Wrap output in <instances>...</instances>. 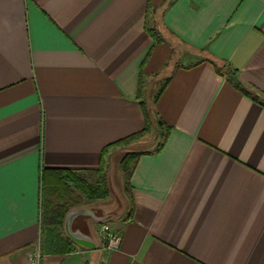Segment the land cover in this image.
I'll return each mask as SVG.
<instances>
[{"label": "crops", "instance_id": "1", "mask_svg": "<svg viewBox=\"0 0 264 264\" xmlns=\"http://www.w3.org/2000/svg\"><path fill=\"white\" fill-rule=\"evenodd\" d=\"M224 68L264 102V0H0V264L41 248V170L92 180L103 149L143 129L142 100L170 132L133 167L132 217L126 193L84 204L105 217L72 218L90 247L63 226L72 252L41 264H264V107ZM114 152L141 151L112 149L104 170Z\"/></svg>", "mask_w": 264, "mask_h": 264}, {"label": "trees", "instance_id": "2", "mask_svg": "<svg viewBox=\"0 0 264 264\" xmlns=\"http://www.w3.org/2000/svg\"><path fill=\"white\" fill-rule=\"evenodd\" d=\"M148 12V8L146 9ZM147 33L155 43H161L162 38L156 28H147ZM214 65V64H213ZM215 67L217 73L222 67ZM225 69V77L239 93L249 98L254 103L264 107V102L259 94L249 92L238 81L237 72L230 68ZM166 81L153 102L156 103L166 88ZM141 86L138 93L140 95ZM140 97V96H139ZM141 108L144 127L141 131L132 134L118 142L106 146L101 153V167L94 175L96 182L94 184L88 182L86 172L69 171V170H41L40 176V230H41V252L42 254L49 253H70L72 248L66 242L67 240L62 235V228L66 215L77 208L84 205V202L101 201L109 196V191L106 187V178L104 175V157L106 154L122 145H128L142 137H145L150 132L151 120L148 113L147 105L142 100L139 101ZM157 129L160 132V142L151 152L129 153L126 154L120 161V169L125 181V192L130 203L128 218L130 219L134 211V203L131 194L130 177L133 167L142 155L159 153L164 147L169 136L170 128L167 127L162 120L157 121Z\"/></svg>", "mask_w": 264, "mask_h": 264}, {"label": "rangeland", "instance_id": "3", "mask_svg": "<svg viewBox=\"0 0 264 264\" xmlns=\"http://www.w3.org/2000/svg\"><path fill=\"white\" fill-rule=\"evenodd\" d=\"M178 52V50H177ZM188 61H186L187 63ZM165 77V73H162L161 75H159L158 77H156L153 80V85L150 86V84H148V95L146 97V101L148 103H150V101H152V99L155 98L158 90L160 89V86L162 84V79H164ZM161 81V82H159ZM154 97V98H153ZM160 132L154 128L153 125L150 126V132L147 136L142 137L134 142L129 143L128 145H122L120 147L115 148L114 150H120L121 148H123V150L128 149V151H141V152H147L146 150H151V149H155V147L158 145V143L160 142ZM125 148V149H124ZM141 152H128L129 153H141ZM123 154V153H122ZM123 156V155H122ZM123 158V157H122ZM119 153L115 152L113 153V156L111 157V159L108 162V166L107 168H105L104 175L106 178V187L109 191V196L107 199L113 197L114 196L116 198H123V196H125L124 194L125 192V181L123 178V174L121 172L120 169V162H119ZM88 182L94 184L96 182V176L94 175L93 179L90 180L88 179ZM93 202V201H90ZM95 202V201H94ZM88 202H84V204H86Z\"/></svg>", "mask_w": 264, "mask_h": 264}, {"label": "built area", "instance_id": "4", "mask_svg": "<svg viewBox=\"0 0 264 264\" xmlns=\"http://www.w3.org/2000/svg\"><path fill=\"white\" fill-rule=\"evenodd\" d=\"M102 232L106 241V249L109 251H115L119 248L121 237L119 234L110 230L107 224L102 225ZM44 255L41 252V248L37 245L28 255L27 264H41Z\"/></svg>", "mask_w": 264, "mask_h": 264}, {"label": "water", "instance_id": "5", "mask_svg": "<svg viewBox=\"0 0 264 264\" xmlns=\"http://www.w3.org/2000/svg\"><path fill=\"white\" fill-rule=\"evenodd\" d=\"M87 213L91 218H93L94 220L98 221V222H102L105 217H97L96 215H94V213L92 212H85L84 210H72L70 211L66 217H65V220H64V231L66 233V235L74 242H76L77 244H80L86 248H89L90 247V244L82 239V238H75L73 235H72V231H71V228H70V224H71V220L72 218L75 216V215H78V214H81V213Z\"/></svg>", "mask_w": 264, "mask_h": 264}]
</instances>
